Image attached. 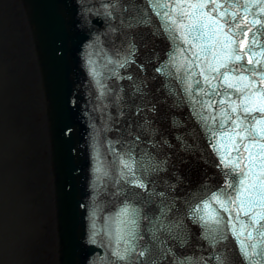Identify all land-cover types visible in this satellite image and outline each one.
Instances as JSON below:
<instances>
[{"label":"snow or ice","instance_id":"6c2138e0","mask_svg":"<svg viewBox=\"0 0 264 264\" xmlns=\"http://www.w3.org/2000/svg\"><path fill=\"white\" fill-rule=\"evenodd\" d=\"M103 8L106 17L119 21L123 38L118 39L126 47L113 44L101 68L89 61L100 97L106 95L104 79L133 80L119 70L135 63L137 42L146 47L150 38L165 40L169 48L164 58L156 57L160 62L154 71L163 77L167 95L177 98V106L188 108V118L218 169L213 184L201 180L182 197L170 195L183 183L175 166V183L166 184V191L155 192V184L147 196L132 191L148 192L149 175L168 171L167 158L158 160L141 146L146 134L155 132L149 114L157 111V102L148 98L142 81H133V109L144 115L135 122L138 130H129V138L120 141L118 153L110 142L117 153L115 171L127 186L123 206L106 225L112 264H163L168 257L173 264H187L174 248L188 241L192 226L213 250L208 261L264 264V0H109ZM125 29L142 30L129 35ZM181 126L173 121V127ZM175 139L180 151L197 150L185 135ZM160 143L169 142L162 138ZM96 171L108 175L99 164Z\"/></svg>","mask_w":264,"mask_h":264},{"label":"water","instance_id":"95a60500","mask_svg":"<svg viewBox=\"0 0 264 264\" xmlns=\"http://www.w3.org/2000/svg\"><path fill=\"white\" fill-rule=\"evenodd\" d=\"M31 25L38 34L39 51L48 65L50 86H45L51 101V133L57 155V198L62 226L64 264H82L80 218V47L82 0H24ZM0 56L10 73V94L16 113L18 137L14 152L13 182H21L27 192L33 187L46 202L34 214L32 239L27 246L38 264H57L58 243L53 216L52 174L49 162L50 141L36 52L24 12L17 0H0ZM2 39L6 40L4 44ZM2 129L0 128V135ZM38 173V174H37ZM37 175V176H36ZM37 177L43 179L38 184ZM38 184V187H37ZM14 185V184H13ZM40 186V189H39ZM29 200L43 204L36 192ZM28 201V199H27ZM30 209L31 202H27ZM38 208V206H37ZM42 213V215L40 214ZM47 225V229L40 221ZM46 232L47 238L42 240ZM35 233L42 235L34 238ZM42 240V241H41ZM30 259L29 264H36Z\"/></svg>","mask_w":264,"mask_h":264}]
</instances>
